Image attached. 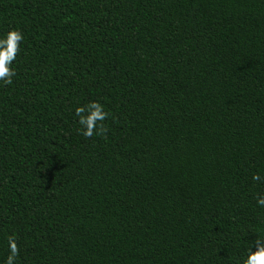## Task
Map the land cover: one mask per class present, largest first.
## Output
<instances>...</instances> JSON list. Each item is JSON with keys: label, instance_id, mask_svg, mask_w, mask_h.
Segmentation results:
<instances>
[{"label": "trees", "instance_id": "1", "mask_svg": "<svg viewBox=\"0 0 264 264\" xmlns=\"http://www.w3.org/2000/svg\"><path fill=\"white\" fill-rule=\"evenodd\" d=\"M11 30L0 264L9 236L15 264H242L264 239V0H0ZM93 101L103 138L78 132Z\"/></svg>", "mask_w": 264, "mask_h": 264}, {"label": "clouds", "instance_id": "2", "mask_svg": "<svg viewBox=\"0 0 264 264\" xmlns=\"http://www.w3.org/2000/svg\"><path fill=\"white\" fill-rule=\"evenodd\" d=\"M23 40V34L19 30H11L6 38L0 39V81L5 86L13 83L12 78L16 71L11 67L20 51V42ZM75 115L78 117V123L81 126L78 132L85 138H92L94 135L106 137L108 128L103 123L110 113L104 110V106L99 102L93 101L86 106H80L75 109ZM253 181H260L261 177L256 174L252 177ZM257 204L264 207V196L257 197ZM9 255L5 264H15L16 257L19 255V247L15 236L8 237ZM253 247L255 251H253ZM242 264H264V239L257 237L252 247L247 250L246 259Z\"/></svg>", "mask_w": 264, "mask_h": 264}]
</instances>
